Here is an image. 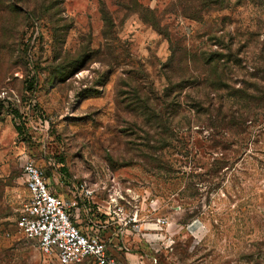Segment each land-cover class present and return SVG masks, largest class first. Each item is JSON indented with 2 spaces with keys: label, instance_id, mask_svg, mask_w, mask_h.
Returning <instances> with one entry per match:
<instances>
[{
  "label": "rangeland",
  "instance_id": "obj_1",
  "mask_svg": "<svg viewBox=\"0 0 264 264\" xmlns=\"http://www.w3.org/2000/svg\"><path fill=\"white\" fill-rule=\"evenodd\" d=\"M27 159L137 214L122 264H264V0H0V264H58L15 224Z\"/></svg>",
  "mask_w": 264,
  "mask_h": 264
},
{
  "label": "built area",
  "instance_id": "obj_2",
  "mask_svg": "<svg viewBox=\"0 0 264 264\" xmlns=\"http://www.w3.org/2000/svg\"><path fill=\"white\" fill-rule=\"evenodd\" d=\"M27 198L21 204L16 227L34 240L43 254L54 257L58 264H118L110 253L105 229L113 221L116 234H123L130 226L138 228L137 214H124V207L114 190L107 189L102 199L107 210L95 201L96 188L86 179L73 180L70 199H63L52 191L46 170L32 159L22 164L21 174ZM82 212L84 220L75 222L72 212ZM164 225V219H158Z\"/></svg>",
  "mask_w": 264,
  "mask_h": 264
},
{
  "label": "crops",
  "instance_id": "obj_3",
  "mask_svg": "<svg viewBox=\"0 0 264 264\" xmlns=\"http://www.w3.org/2000/svg\"><path fill=\"white\" fill-rule=\"evenodd\" d=\"M50 187H51V189H52L53 192H55L57 194H60V192L56 188H54L52 185H50ZM60 195H62V194H60ZM63 199H67V198L66 197L65 198L63 197ZM110 236H113V239H112L113 241H114V238H117V237H115V236H117L116 235V229L115 228H114V230H111L109 232H104V237H106L108 239L110 253L117 259V256H116V254H114L115 252H113L114 250H113L112 247L118 246L119 245V242H117L116 244H113L112 243L113 242L112 240L109 242ZM120 238H121V236H120ZM116 240L118 241L119 239H116ZM117 261H118V264H122L119 260H117Z\"/></svg>",
  "mask_w": 264,
  "mask_h": 264
},
{
  "label": "trees",
  "instance_id": "obj_4",
  "mask_svg": "<svg viewBox=\"0 0 264 264\" xmlns=\"http://www.w3.org/2000/svg\"><path fill=\"white\" fill-rule=\"evenodd\" d=\"M211 69L214 70L215 67L214 66H211ZM190 77H192V75H190ZM187 81H190V80H187ZM181 87H185V85L182 84ZM197 106H198V104H194L191 109H193L195 111V109H196ZM149 121H154V123H156V127L159 126V124H158V115H154L153 116V119H150L149 118Z\"/></svg>",
  "mask_w": 264,
  "mask_h": 264
}]
</instances>
